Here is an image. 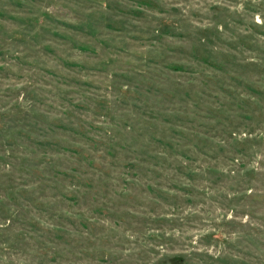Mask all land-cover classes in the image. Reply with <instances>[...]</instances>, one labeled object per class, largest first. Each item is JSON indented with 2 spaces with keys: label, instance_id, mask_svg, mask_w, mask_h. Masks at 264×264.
<instances>
[{
  "label": "rangeland",
  "instance_id": "374dc122",
  "mask_svg": "<svg viewBox=\"0 0 264 264\" xmlns=\"http://www.w3.org/2000/svg\"><path fill=\"white\" fill-rule=\"evenodd\" d=\"M0 264H264V0H0Z\"/></svg>",
  "mask_w": 264,
  "mask_h": 264
}]
</instances>
